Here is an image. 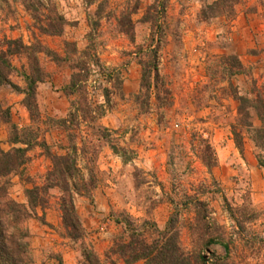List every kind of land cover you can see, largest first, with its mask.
Masks as SVG:
<instances>
[{
    "label": "rangeland",
    "instance_id": "374dc122",
    "mask_svg": "<svg viewBox=\"0 0 264 264\" xmlns=\"http://www.w3.org/2000/svg\"><path fill=\"white\" fill-rule=\"evenodd\" d=\"M49 1L70 23L60 37L42 33L19 3L13 4L14 15L6 6L0 8L1 49L11 39L27 45L39 41L62 56L65 42L78 49L60 64L40 55L49 77L38 86L34 118L23 94L8 85L0 88V106L11 116L10 123L0 120V150L25 147L11 144L14 127L30 129L29 137L39 141L29 151L23 173L9 177V198L26 204L25 190L43 186L52 169L49 153H70L67 134L50 120L74 111L75 96H67L65 87L76 71L72 64L82 57L79 61L88 60L93 71L87 82L89 104L102 113L76 132L78 167L86 180H95L88 195H75L86 245L104 264H124L114 251L128 236L125 225L115 219L126 214L143 229L162 230L175 204L189 193L207 203L213 233H223L229 243L230 259L224 264H264V168L257 162L261 150L244 132L241 153L231 133L239 105L233 95L264 96V0H241L233 17L207 21L200 18L201 9L215 0H167L165 9L163 0ZM125 14L132 20L133 36L119 21H126ZM155 50L171 107L153 96L148 105L137 99L140 93H156L154 87L141 92L140 64L141 59L150 62ZM228 56L237 57L244 71L230 77ZM12 62L17 71L11 80L24 89L27 57L16 56ZM253 123L260 126L254 112ZM204 141L215 151L216 165L210 171L200 158ZM49 195L46 208H38V217L26 223L33 264H80L82 243L72 241L62 226L60 190L51 189ZM193 216L184 213L186 222ZM145 232L150 239L151 231ZM181 239L191 250L186 229ZM226 254L220 245L204 252L210 263Z\"/></svg>",
    "mask_w": 264,
    "mask_h": 264
},
{
    "label": "trees",
    "instance_id": "16d2710c",
    "mask_svg": "<svg viewBox=\"0 0 264 264\" xmlns=\"http://www.w3.org/2000/svg\"><path fill=\"white\" fill-rule=\"evenodd\" d=\"M161 2L162 8L165 9L167 0ZM240 2L241 0L207 2L201 9L200 18L207 21L220 16L233 17L235 7ZM16 3L21 4L31 14L34 25L46 35L60 37L64 34L65 28L70 25L66 17L58 11L57 5L55 3L51 4L49 0H0V8L6 6L7 13L14 15L16 10L13 4ZM135 10H138V8H135ZM128 15L123 16L126 21L122 18L119 21L122 27L127 28L129 26L125 33L129 34L131 32V36H133L132 20L126 17ZM65 48L66 55L62 56L42 45L39 41L27 45L22 39L8 40L6 48H0V88L8 85L23 94L25 96L24 106L33 118L38 114L36 100L38 86L49 77L41 64L40 55L43 54L60 64L68 61L70 55L78 53L76 45L72 42H65ZM153 52L154 56H150L152 58L150 62L146 59L140 60L143 68L141 92L143 90L150 91L154 87L156 93H140L137 99L139 102H145L148 105L153 96L162 106L171 107L173 104L171 93L163 84L155 61L157 51ZM82 53L86 54L88 51L85 50ZM20 55L27 57L28 64L27 71L22 75L26 84L24 89H21L19 85L11 80L12 74L17 71L12 59ZM82 59L81 57L76 63L72 64L73 69L76 71L71 75L69 85L65 87L67 96H75L72 102L74 111H71L65 118L50 120V122H54L57 128L67 134L70 153L64 155L49 153L52 169L46 175L43 186H34L25 190L26 204L17 203L9 198V177L12 174L23 173L29 160V151L34 145H39L38 138H34L33 141L29 137L31 135L30 129L22 131L14 127V137L10 140L11 144H19L25 147H12L9 151L0 150V264H33L34 261L27 242L29 230L26 223L32 217H38V208H46L49 204V191L55 188L59 189L61 193L58 204L62 226L72 241L82 243L83 261L80 264H104L92 247L85 243L86 231L75 205V195H88L91 191L90 188L95 184L94 179L91 181L86 180L78 167L77 156L80 149L76 141L78 136L76 132L80 129L82 123H93L95 119L100 118V115H102L99 109L94 110L89 104L87 82L93 71L88 60L79 61ZM225 59L230 68L228 71L230 77L244 71V67L237 57L228 56ZM160 80L162 83H160ZM233 96L239 103L236 121L231 125V133L236 148L243 153L245 142L243 133H249L257 149L261 150L257 154V162L260 167L264 168L262 154V152L264 153V96L260 93L254 97ZM253 112L260 122V126L254 125ZM10 119L9 109L4 110L0 106V120L10 123ZM203 147L200 158H202L204 166L210 171L216 165L215 151L210 143H205ZM186 212L194 215L187 219V222L184 218ZM210 216L211 210L207 203L197 195L189 193H184L182 203L177 202L175 204V210L162 230L149 227L143 229L144 225H137L129 215H119L115 221L118 224L125 225L128 241L115 244L114 253L124 260V264H224L230 259L231 249L223 233L219 231H217V234L213 233L212 226L215 222H212ZM234 219L237 221V226H239V219L237 217ZM146 229L151 231L150 239L147 237ZM183 229L188 231V235L192 239L191 250H186L182 245L181 232ZM213 245L223 246L227 254L224 258H218L216 262L210 263L204 252H208Z\"/></svg>",
    "mask_w": 264,
    "mask_h": 264
}]
</instances>
